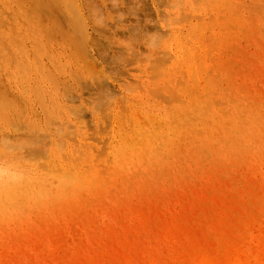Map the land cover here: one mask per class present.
Masks as SVG:
<instances>
[{
    "label": "rangeland",
    "instance_id": "obj_1",
    "mask_svg": "<svg viewBox=\"0 0 264 264\" xmlns=\"http://www.w3.org/2000/svg\"><path fill=\"white\" fill-rule=\"evenodd\" d=\"M0 168V264L264 249V0H0Z\"/></svg>",
    "mask_w": 264,
    "mask_h": 264
},
{
    "label": "bare ground",
    "instance_id": "obj_2",
    "mask_svg": "<svg viewBox=\"0 0 264 264\" xmlns=\"http://www.w3.org/2000/svg\"><path fill=\"white\" fill-rule=\"evenodd\" d=\"M261 220H264V211H260L257 215V223L259 226ZM116 229H117L116 225L113 226L105 225L103 227L102 230L104 235L107 237V241H111L115 239ZM127 232H130V229H128ZM243 232H247V229L245 228ZM251 237L257 242L264 243V227H262L256 235H252ZM217 242L221 244L219 241ZM43 256L44 255H39L37 259L40 260ZM177 264H184V263H177ZM203 264H213V262L208 257H205V259L203 260ZM227 264H264V249H256V248L253 249L250 246H245L241 250V255L233 256Z\"/></svg>",
    "mask_w": 264,
    "mask_h": 264
},
{
    "label": "clouds",
    "instance_id": "obj_3",
    "mask_svg": "<svg viewBox=\"0 0 264 264\" xmlns=\"http://www.w3.org/2000/svg\"><path fill=\"white\" fill-rule=\"evenodd\" d=\"M5 173V169L4 168H0V176H3Z\"/></svg>",
    "mask_w": 264,
    "mask_h": 264
}]
</instances>
